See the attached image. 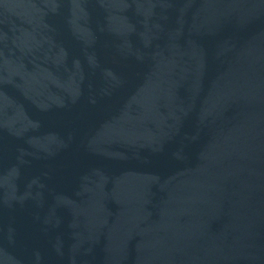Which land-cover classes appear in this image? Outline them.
<instances>
[{
    "label": "water",
    "instance_id": "obj_1",
    "mask_svg": "<svg viewBox=\"0 0 264 264\" xmlns=\"http://www.w3.org/2000/svg\"><path fill=\"white\" fill-rule=\"evenodd\" d=\"M0 264H264V0H0Z\"/></svg>",
    "mask_w": 264,
    "mask_h": 264
}]
</instances>
